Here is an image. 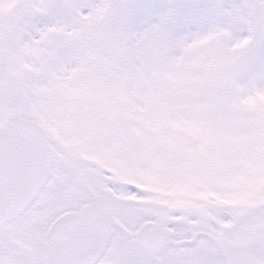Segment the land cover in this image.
<instances>
[{
	"label": "snow or ice",
	"instance_id": "1",
	"mask_svg": "<svg viewBox=\"0 0 264 264\" xmlns=\"http://www.w3.org/2000/svg\"><path fill=\"white\" fill-rule=\"evenodd\" d=\"M0 264H264V0H0Z\"/></svg>",
	"mask_w": 264,
	"mask_h": 264
}]
</instances>
